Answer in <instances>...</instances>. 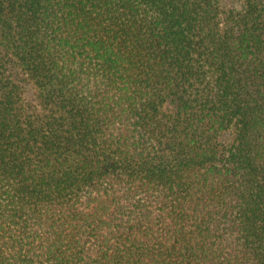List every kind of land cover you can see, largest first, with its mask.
Listing matches in <instances>:
<instances>
[{
  "label": "trees",
  "instance_id": "obj_1",
  "mask_svg": "<svg viewBox=\"0 0 264 264\" xmlns=\"http://www.w3.org/2000/svg\"><path fill=\"white\" fill-rule=\"evenodd\" d=\"M0 264H264V0H0Z\"/></svg>",
  "mask_w": 264,
  "mask_h": 264
}]
</instances>
